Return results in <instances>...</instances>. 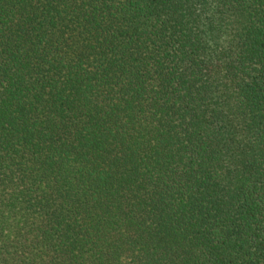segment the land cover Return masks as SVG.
I'll list each match as a JSON object with an SVG mask.
<instances>
[{
    "label": "trees",
    "instance_id": "trees-1",
    "mask_svg": "<svg viewBox=\"0 0 264 264\" xmlns=\"http://www.w3.org/2000/svg\"><path fill=\"white\" fill-rule=\"evenodd\" d=\"M0 264H264V0H0Z\"/></svg>",
    "mask_w": 264,
    "mask_h": 264
}]
</instances>
